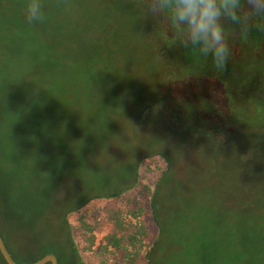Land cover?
I'll list each match as a JSON object with an SVG mask.
<instances>
[{
  "label": "rangeland",
  "instance_id": "1",
  "mask_svg": "<svg viewBox=\"0 0 264 264\" xmlns=\"http://www.w3.org/2000/svg\"><path fill=\"white\" fill-rule=\"evenodd\" d=\"M103 1L40 0L45 19L31 24L27 22L26 9H23V20L32 29L42 25L47 26L48 33H53L50 26H59L58 37L45 39V43L55 49L51 59H55L58 66L28 65L23 73L31 81L15 91L22 94L21 98L27 104L12 97L5 100L0 95V170L7 172L11 168V163L3 156L5 153L12 155L7 150L12 139L5 138V133L13 134L14 129L10 122H6L5 115L18 108H23L26 115L35 108L42 132L34 140L29 137L26 148L46 152L55 159L53 173L58 174L62 191L95 183L107 186L106 190L123 187L130 181L131 157L158 147L175 159L159 188L162 197L160 213L167 228H171L168 221H172L173 227H190L218 234L225 226L223 228L231 240H235L242 228L255 217L262 221L264 229V171L258 174L259 177L249 176L245 174L247 170L240 169V172L236 168L238 165L229 154L209 155L205 151L195 135L199 131L196 124L202 121V117L188 114L184 106L187 100L185 81L160 89L162 105L169 110L164 119L158 110L153 109L143 122L137 121L141 86H145L146 91L154 90L162 79L160 63L149 54L150 42L144 34L143 16L133 11L125 0ZM28 2L0 0V12L4 13V6L8 5L12 13L19 14L22 12L20 6ZM104 25H110L112 31L102 40L100 32ZM226 34L228 45L235 42L233 29ZM252 45L244 43L245 53L239 56L241 66L237 67L239 70L235 75L239 78L238 84H232L233 75L228 78V85L214 83L215 78H222L225 72L215 71L213 63L198 70L197 82L188 81L189 93L197 105L210 112L222 111L229 117L232 114L233 118L228 119L242 129L264 127V119L251 112L257 100L264 97V46L254 51ZM237 55L231 52L229 59L235 57L238 60ZM252 56L258 57L259 61L252 60ZM90 63H99L100 71L89 74ZM246 67L251 69V74H244ZM89 75L91 79L87 80ZM8 92L14 94V89H8ZM151 95L144 96L149 99ZM165 120L172 121L177 127H187L188 133L173 135L166 128ZM222 136L230 138L232 134L226 132ZM240 143L245 144L246 139H241ZM262 154L261 167L255 168L264 170ZM15 156L18 165H22L17 153ZM162 168V162L156 158L144 160L138 169L139 181L152 185ZM43 177L47 178L46 175ZM7 179L11 182L8 205L19 216L14 226L17 229L8 240L31 247L28 242L30 232H54L59 224L44 220L42 213L37 214L39 196L33 191L37 186L36 176L23 171ZM137 194L138 188H135L123 194L122 200H94L80 211L83 220L94 229L92 248L95 252L101 237L110 229L106 213L130 209L124 200ZM245 199L249 201L238 202ZM80 214L68 218L78 248L82 241L74 227ZM143 220L151 240L156 230L148 215ZM169 253L166 251L161 257V264H174ZM80 255L85 264H96L100 259L95 253L80 252ZM112 260L110 258L108 262Z\"/></svg>",
  "mask_w": 264,
  "mask_h": 264
},
{
  "label": "trees",
  "instance_id": "2",
  "mask_svg": "<svg viewBox=\"0 0 264 264\" xmlns=\"http://www.w3.org/2000/svg\"><path fill=\"white\" fill-rule=\"evenodd\" d=\"M103 2L109 3V0ZM152 2L153 0H125V3L133 8V11L138 12L145 19L144 34L150 42L148 51L156 62L160 63L159 71L162 75L161 81L157 83L154 90L146 91V87L141 86L137 107L138 122H143V119L153 109L158 110L164 119L165 112L169 113V110L162 105L160 89L170 84H184L186 78L190 83H195L199 78L198 70L205 69L209 63H213L211 56L204 58L191 47L181 46L176 39V30L171 25L170 14L158 12L155 15L150 11ZM4 7V13L0 12V95L2 94L1 97L5 100L12 97L15 101H23L22 94L19 95L15 91L26 87L29 84L28 81H31L30 77L23 73L28 65L34 63L38 66L42 64L44 67L51 65L57 68L58 66V62L51 59L53 57L51 53L55 52V49L51 45H47L45 39L50 36L58 37L59 26L49 25L53 33H48L45 29L47 26L42 25L32 29L23 20V9H26V5L20 6L22 12L19 14L12 13L11 7L9 8L8 5ZM141 15L140 17H142ZM231 29L233 26L225 25L226 33ZM111 31L110 25H104L100 32V39H106L107 34ZM243 37L239 36L237 40L239 41ZM247 39L249 43L253 44L254 51L264 46V33H260L254 28L245 37L246 41ZM27 57L29 58L27 59ZM251 59L259 61V58L255 56H252ZM95 63L88 65L89 74L100 71L98 70L99 63ZM238 66V61H228L225 70L222 71V73L225 72V75L223 74L222 78H215L216 80L213 82L228 85V78L232 75L235 77L239 70ZM213 69L220 72L216 68ZM244 72L246 75L248 72L252 73L248 67ZM90 77L91 75L87 80ZM233 77L232 84H238L237 79L239 78L233 79ZM8 89H14V94H9ZM147 93H152L149 99L144 96ZM23 102L27 104L26 101ZM184 106L188 109V114L202 117V121L196 124L199 131L195 135L209 155L229 154L232 161L238 165L236 168H239L240 172L247 170L245 174L248 173L249 176H258L264 171L263 168H255L261 167L259 163L263 156L262 153H264V134L256 138L254 135H241L232 128H224L218 115L195 111L189 106L188 98ZM198 106L200 107V105ZM254 106L251 112L264 119V97L259 98ZM12 110L11 113L5 115L6 122L11 123L15 136H11L14 133H5V138L12 139L7 145L8 149L6 148L11 151L12 155L8 156L5 153L3 156L7 162L11 163L9 172L0 170V238L15 263L30 264L46 254H51L55 257L56 264H85L81 259L80 252H89L95 253L100 258L96 264H161V257L165 256L166 251H170L169 254L174 264H264V229L259 218L252 217L249 224L242 228L235 240H231L232 237H229L228 231L223 228L225 226L218 234L215 232L210 234L211 231L206 233L202 229L194 230L190 227H173L172 221L171 223L168 221V226L171 228H167L160 213L162 197H160L159 188L160 183L165 180L175 162L174 157L168 151L157 147L149 153L133 155L130 160V181L123 187L106 190L107 186L95 183L77 185L75 189L64 192L57 181L58 174L53 173V169L56 168L55 159L46 152L43 153L35 148L32 150L26 148L29 137L34 140L42 132V124L38 121L39 117L35 108L31 112L28 111L29 114L26 115L23 108ZM213 112L222 113L228 123H234L228 119L233 118L232 114L229 117L219 110ZM180 115L181 113H179ZM195 121L193 117V123H196ZM165 126L175 136L188 133L187 127L184 128L181 125L177 127V124H173L172 121L166 122ZM226 132L232 136L230 138L223 137L222 133ZM241 139H246V143L241 145ZM15 153L21 159L22 165L20 166ZM149 158H156L163 164L162 170L152 185H146L139 181L138 169L143 161ZM23 171L36 176V180H34L37 186L33 191L39 196L37 214L42 213L44 220L57 221L59 224L54 232L46 230L30 232L28 242L31 247L18 244L13 239L8 240V236L17 229L14 226L17 225L15 222L19 216L11 211L8 205V197H11L9 194L11 182L7 177ZM44 175L47 178H44ZM135 188H138V196L124 200L126 205H130V209L106 213V222L110 229L101 237L95 252L92 248L94 229L83 220L80 211L94 200H122L123 194ZM248 201V199L238 200V202L246 203ZM18 213L20 215L21 211ZM78 213L80 215L75 219L74 228L80 234L82 241L80 248L74 243L72 227L68 222L71 215ZM145 215L150 217L156 230L155 236L151 240H149L145 229L143 220ZM261 228L263 231L260 230ZM21 239L24 241L25 238ZM110 258L113 260L108 262ZM0 264H5L1 257Z\"/></svg>",
  "mask_w": 264,
  "mask_h": 264
},
{
  "label": "clouds",
  "instance_id": "3",
  "mask_svg": "<svg viewBox=\"0 0 264 264\" xmlns=\"http://www.w3.org/2000/svg\"><path fill=\"white\" fill-rule=\"evenodd\" d=\"M150 11L168 12L178 43L204 58L211 56L220 72L231 55L226 24L233 26L234 36L247 37L253 28L264 33V0H153ZM26 19L29 24L45 19L40 0L26 4Z\"/></svg>",
  "mask_w": 264,
  "mask_h": 264
},
{
  "label": "water",
  "instance_id": "4",
  "mask_svg": "<svg viewBox=\"0 0 264 264\" xmlns=\"http://www.w3.org/2000/svg\"><path fill=\"white\" fill-rule=\"evenodd\" d=\"M185 87H186L185 95L188 98V104L195 111H200V112H203V113H206V114L218 115V117L221 120L222 126L224 128H232L237 133H239L241 135H254L256 138H258L261 134H264V127L263 128L253 127L251 129H242L237 124L228 123L226 118H225V116L222 113H220V112H210V111H207V110L199 107L195 103L194 99L192 98V96L189 93V86H188V79L187 78L185 79ZM0 257L2 258V260L4 261L5 264H17L11 259V257L7 253L5 247L3 246L1 238H0ZM30 264H56V259H55V257L53 255L46 254L42 258H40L39 260H37V261H35L33 263H30Z\"/></svg>",
  "mask_w": 264,
  "mask_h": 264
},
{
  "label": "flooded vegetation",
  "instance_id": "5",
  "mask_svg": "<svg viewBox=\"0 0 264 264\" xmlns=\"http://www.w3.org/2000/svg\"><path fill=\"white\" fill-rule=\"evenodd\" d=\"M232 30V29H231ZM239 38V36H236V38H235V42H233V43H230L228 46H229V48H230V51L231 52H236L238 55H237V57H239V56H241V54L243 53H245V49H244V43H249V40L247 39V41L245 40V37H243L242 39H240L239 41L237 40ZM234 48H239L237 51H235V50H232V49H234ZM242 57V56H241ZM241 57H239L238 58V60H236L235 59V57L234 58H232V59H229V61H234V62H236V61H238V64L241 66V62H240V59H241ZM224 76V75H223Z\"/></svg>",
  "mask_w": 264,
  "mask_h": 264
}]
</instances>
